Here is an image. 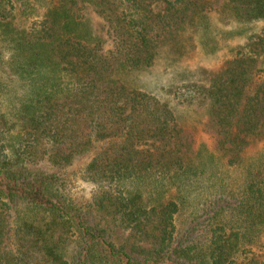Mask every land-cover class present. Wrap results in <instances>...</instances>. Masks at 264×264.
<instances>
[{
  "label": "trees",
  "instance_id": "obj_1",
  "mask_svg": "<svg viewBox=\"0 0 264 264\" xmlns=\"http://www.w3.org/2000/svg\"><path fill=\"white\" fill-rule=\"evenodd\" d=\"M193 43L217 70L133 83ZM262 138L264 0H0V264H264Z\"/></svg>",
  "mask_w": 264,
  "mask_h": 264
},
{
  "label": "rangeland",
  "instance_id": "obj_2",
  "mask_svg": "<svg viewBox=\"0 0 264 264\" xmlns=\"http://www.w3.org/2000/svg\"><path fill=\"white\" fill-rule=\"evenodd\" d=\"M84 12L88 16L89 23L93 26V28L96 27L98 23L102 22L101 18L91 10V7H86L84 9ZM221 43L223 44L224 42ZM111 45L112 41L111 39H108L107 41H105L104 48H110ZM182 51L183 52L177 54L176 49H174L171 45L163 46L154 65L148 70L138 72V74L133 78V83L141 84L143 85V87H145V90L152 93H158L160 95V88L164 85H167L171 82L180 81L186 76L196 78V76H198L197 70L200 67L208 71L217 70L224 58L223 56H225L221 54H215L214 57H207V55H204V51L200 49L199 45L197 47H194V43L193 46L188 45V47L184 48ZM221 52H223L222 54L225 53V51L223 50ZM3 55H6L4 51ZM5 59L6 58L4 57V60ZM12 79H14L13 76ZM175 113L181 120L182 125L186 129H189L191 131L196 144H199L202 141L208 142V136L202 130V122L204 118L199 112H191L178 107L177 109H175ZM263 146L264 138L260 140L255 139L249 148L247 156L250 155L256 157V154L263 151L261 150ZM87 157V155L79 157L71 167V170L77 171L80 167H82L86 162ZM241 172H244L243 169ZM89 193L90 185L86 182L81 181L77 174L73 186L74 197H76L77 199H86L88 198ZM189 214L191 213L188 212L185 215V220L191 218ZM98 217V215L92 213L90 219L100 222L101 226L106 228L107 232H109V234L113 238H115V240L123 243L128 240V232L122 231V229L119 228L115 229L114 227L106 224L104 221H102V219H99ZM194 218L195 217H193V219Z\"/></svg>",
  "mask_w": 264,
  "mask_h": 264
}]
</instances>
